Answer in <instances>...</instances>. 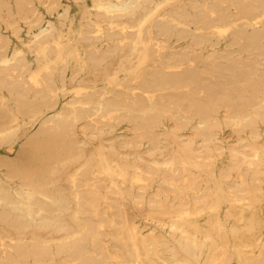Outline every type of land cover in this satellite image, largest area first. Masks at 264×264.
I'll list each match as a JSON object with an SVG mask.
<instances>
[{
	"label": "bare ground",
	"instance_id": "bare-ground-1",
	"mask_svg": "<svg viewBox=\"0 0 264 264\" xmlns=\"http://www.w3.org/2000/svg\"><path fill=\"white\" fill-rule=\"evenodd\" d=\"M0 264H264V0H0Z\"/></svg>",
	"mask_w": 264,
	"mask_h": 264
},
{
	"label": "rangeland",
	"instance_id": "rangeland-1",
	"mask_svg": "<svg viewBox=\"0 0 264 264\" xmlns=\"http://www.w3.org/2000/svg\"><path fill=\"white\" fill-rule=\"evenodd\" d=\"M17 152H10L7 148H0V158L14 160Z\"/></svg>",
	"mask_w": 264,
	"mask_h": 264
}]
</instances>
